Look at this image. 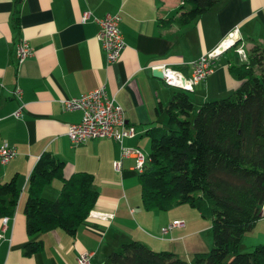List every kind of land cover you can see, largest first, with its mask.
I'll return each instance as SVG.
<instances>
[{
    "label": "crops",
    "instance_id": "crops-1",
    "mask_svg": "<svg viewBox=\"0 0 264 264\" xmlns=\"http://www.w3.org/2000/svg\"><path fill=\"white\" fill-rule=\"evenodd\" d=\"M180 3L20 0L19 25L14 28L13 0H0V145L5 142L16 151L13 159L0 165V183L16 176L21 191L12 217H4L5 229L0 219V264H77L76 258L86 252L92 253L90 264H108L107 255L127 241H140L155 251L167 250L186 260L211 247L210 222L191 207L181 205L169 212L141 207L135 170L129 169L134 160L123 159L120 172L112 167L120 160L121 147L148 153L145 129L167 123L164 110L170 98L181 91L153 78L155 68L170 67L189 78L190 63L213 51L233 30L246 41L247 50L257 42L264 47V0H220L188 26H162L166 18L178 17ZM83 12L91 16L85 22L81 20ZM115 13L121 18L118 28L125 47L109 65L96 38L95 19ZM21 40L30 45L32 54L19 63L16 51ZM230 51L188 92L194 107L227 97L239 87L240 81L227 71L238 64L232 56L236 53ZM104 85L110 98L123 108L125 125L133 129V136L123 138L122 146L108 138L71 145L67 127L80 122L82 111L64 112L59 101L79 98ZM16 88L19 97L12 94ZM17 109L21 115L15 118ZM43 151L64 162L65 178L82 171L93 176L97 201L72 236L59 228L26 237L22 212L26 182ZM60 189V181L52 180L41 196L55 200ZM175 221L184 226L160 232ZM203 231L208 233L201 238ZM242 237L246 243L242 252L264 244V219ZM34 239L42 241V251L26 257L23 245Z\"/></svg>",
    "mask_w": 264,
    "mask_h": 264
},
{
    "label": "trees",
    "instance_id": "trees-1",
    "mask_svg": "<svg viewBox=\"0 0 264 264\" xmlns=\"http://www.w3.org/2000/svg\"><path fill=\"white\" fill-rule=\"evenodd\" d=\"M180 1L178 17L166 18L162 26H188L220 0ZM19 3L13 0L14 28ZM245 43L247 62L227 69L239 87L196 110L186 90L176 92L164 110L167 123L145 129L150 149L136 175L141 207L169 212L189 205L210 222L211 250L192 253L188 263L167 250L127 241L107 255L108 264H264V244L238 253L241 237L264 219V47L257 42L247 50ZM64 165L43 151L32 166L22 208L27 238L59 228L72 236L93 210L98 198L93 176L82 171L65 178ZM16 180L0 183V219L13 215L21 192ZM52 180L61 189L55 200L44 199L41 192ZM41 249L42 241L34 239L22 251L28 257Z\"/></svg>",
    "mask_w": 264,
    "mask_h": 264
},
{
    "label": "built area",
    "instance_id": "built-area-1",
    "mask_svg": "<svg viewBox=\"0 0 264 264\" xmlns=\"http://www.w3.org/2000/svg\"><path fill=\"white\" fill-rule=\"evenodd\" d=\"M91 16L88 12L81 14L82 22L89 20ZM121 20L120 15H107L105 14L101 19H95V23L98 26L99 33L96 36L98 42L101 43V49L106 55V62L110 65L116 62L120 56V52L125 47V43L122 40L120 28L118 23ZM226 40H223L218 47L213 51L207 52L201 57H197L192 61L191 73L189 78L184 77L173 68L157 67L161 69L162 78L166 86H172L178 90L192 91L195 84L204 80L211 72L215 61L220 56H225L226 52L232 48L240 56V60L243 59L247 62V53L243 48V39L236 34V30H233ZM238 40V46L233 45L235 40ZM16 58L19 63L26 60L31 56V47L27 44L26 40H21L17 44ZM105 85L93 88L86 94L81 95L79 98H66L59 101V104L64 112L67 111H82L80 122L76 124H69L67 127V137L69 143L73 146L81 145L82 143L92 141L94 139H111V141L122 146L121 142L124 138H130L133 136L134 131L130 127H127L125 118L123 117V108L120 105H116L112 98L106 93ZM14 97L20 96L19 88H16L12 92ZM21 115V111L17 109L13 117ZM120 160L112 163L113 170L120 172V167L123 159L134 160L131 170L142 171L144 164L146 163L147 156L143 154L138 148L125 149L121 147ZM16 151L14 148L8 146L7 143L0 145V165H5L11 159L14 158ZM91 213L89 214V216ZM8 218V217H7ZM7 218L1 220L2 226L5 229V223ZM184 226L183 222L175 221L172 225L163 227L160 232L166 233L168 230ZM92 253L86 252L76 258L77 264H90Z\"/></svg>",
    "mask_w": 264,
    "mask_h": 264
},
{
    "label": "rangeland",
    "instance_id": "rangeland-1",
    "mask_svg": "<svg viewBox=\"0 0 264 264\" xmlns=\"http://www.w3.org/2000/svg\"><path fill=\"white\" fill-rule=\"evenodd\" d=\"M234 52H235V51H234ZM229 53L232 55V54H233V50L230 51ZM235 53H236V52H235ZM232 56H233V57H236V61H237L238 64H244V63H245V62L243 61V59H241V60L239 59V58H241V57L238 56L237 53H236V54H233ZM225 96H226V95H225ZM225 96L223 95V97H225ZM190 97H192V94L189 93V98H190ZM221 98H222V97H221ZM217 100H219V99H217ZM190 101H191V100H190ZM192 102H193V100H192ZM193 104H195V103L193 102ZM199 104H200V102H199ZM198 106H199V105H198ZM198 106H195L194 109L196 110V108H197ZM138 171H139V170H135V171H134V172H135V175H137ZM135 175H134V176H135ZM184 207H185V209L190 208L189 205H187V206L184 205ZM207 233H208V232L203 231V232L201 233V236H202L201 238L206 237V236H207ZM210 234H211V237H212V232H211V231H210ZM244 241H245V238H244V237H241V239H240V245H239V248H238V249H239V250H238V253H239V254H240V253H247V252H249V251L251 250V249H250L249 251H244V252H242V251H243V250H242L243 247L245 248V245H246V243H245ZM211 243H212V239H211ZM211 247H212V244H211ZM211 247H209L207 250H202L201 252H198V253L208 252L209 250H211ZM241 250H242V251H241ZM157 252H158V251H157ZM179 257H181L182 260H184V261H186V262H188V263H189V262H192V258H191V259L189 258L188 260H186L185 257H184L183 255H180ZM191 257H192V256H191ZM229 258H230V257H229Z\"/></svg>",
    "mask_w": 264,
    "mask_h": 264
},
{
    "label": "water",
    "instance_id": "water-1",
    "mask_svg": "<svg viewBox=\"0 0 264 264\" xmlns=\"http://www.w3.org/2000/svg\"><path fill=\"white\" fill-rule=\"evenodd\" d=\"M236 43H238V40H237V39H236V40L234 41V43H232V44L235 45ZM161 72H162V71H161L160 68H155L154 71L151 72V76H152L153 78H160V79L162 80L163 78H162V73H161Z\"/></svg>",
    "mask_w": 264,
    "mask_h": 264
}]
</instances>
